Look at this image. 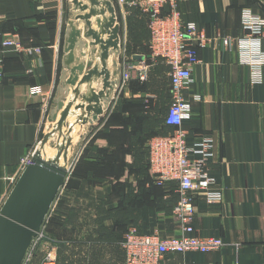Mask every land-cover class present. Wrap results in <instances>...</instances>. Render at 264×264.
<instances>
[{"label":"crops","instance_id":"crops-1","mask_svg":"<svg viewBox=\"0 0 264 264\" xmlns=\"http://www.w3.org/2000/svg\"><path fill=\"white\" fill-rule=\"evenodd\" d=\"M177 9L183 22H194L209 40L206 47H197L199 61L184 92L192 116L183 127L191 140L213 138L208 168L223 195L214 204L196 196L192 225L197 235L219 237L225 245L208 253L167 254L160 264H264V64L261 82H253L238 44L245 34L243 10L263 18L264 11L252 0H177ZM68 10V0H0V43L16 33L23 46L41 47L31 54L8 48L3 56L0 197L10 188L20 160L54 124L49 114L58 97ZM117 22V77L124 57L144 60L146 84H130L131 79L96 123L74 128L78 137L87 133L81 155L54 220L42 226L48 228L46 238L62 245L51 248V264H124L118 243L129 228L162 236L179 233L172 212L167 215L162 208L170 195L150 185L151 172L140 183L144 174L132 167L147 162L144 139L159 129L169 105L168 66L144 51L128 54L127 18L118 14ZM260 47L264 50V38ZM32 86H40L41 94L30 95ZM195 95L200 99L194 100ZM44 260L32 256L29 264Z\"/></svg>","mask_w":264,"mask_h":264},{"label":"built area","instance_id":"built-area-1","mask_svg":"<svg viewBox=\"0 0 264 264\" xmlns=\"http://www.w3.org/2000/svg\"><path fill=\"white\" fill-rule=\"evenodd\" d=\"M118 14L125 18L131 9H138L147 15L149 39L147 43L151 57L161 58L168 66L170 102L164 123L171 127L165 135L151 137L147 143L150 172L157 184L174 182L177 200L172 208V216L179 226V233L162 236L159 233H140L134 227L129 228L121 242L124 252V264H160L167 254H185L189 252L208 253L221 249L225 243L216 236H200L192 225L195 214L194 199L204 198L207 204L219 203L223 199L215 177L210 173L208 164L214 156V141L210 136H200L191 140L183 124L191 119L192 104L184 92L191 81L194 64L199 61L197 47L204 48L209 40L194 22H183L177 9V0H111ZM242 27L245 34L238 39L242 50V62L251 66L252 80L261 82L260 67L264 64V50L260 41L264 38V18L250 9L242 13ZM227 42V41H225ZM8 48L26 54L39 53L40 46H23L18 34L4 36L0 43V81L4 77L3 56ZM117 77L118 85L115 98L131 79L144 82L147 78L148 64L144 60L135 61L124 57ZM40 86L29 88L30 95L41 94ZM114 96V95H113ZM194 96V100H199ZM48 105L46 104L45 111ZM20 160L18 173L11 178V185L5 195L0 197V209L23 170L34 164V154L41 143ZM67 167H69L67 169ZM64 188L72 163L67 165ZM57 194V195H58ZM43 238L40 232L34 238L23 264H29L37 241ZM47 254L41 264H51Z\"/></svg>","mask_w":264,"mask_h":264},{"label":"water","instance_id":"water-1","mask_svg":"<svg viewBox=\"0 0 264 264\" xmlns=\"http://www.w3.org/2000/svg\"><path fill=\"white\" fill-rule=\"evenodd\" d=\"M252 1L264 11L260 0ZM68 5L58 97L49 114L65 143V154L72 147L71 136L63 129L69 133L96 123L112 102L120 54V25L111 0H68ZM49 137L44 135L41 148ZM40 154L38 147L34 164L23 170L0 209V264H23L65 183L68 164L61 167Z\"/></svg>","mask_w":264,"mask_h":264},{"label":"trees","instance_id":"trees-1","mask_svg":"<svg viewBox=\"0 0 264 264\" xmlns=\"http://www.w3.org/2000/svg\"><path fill=\"white\" fill-rule=\"evenodd\" d=\"M127 18V25H128V43H127V47H126V51L128 54L133 53V51H144L146 53V55H149V51H148V47H147V40L149 37V32L147 29V15L141 13L138 9H131L129 15L126 17ZM133 23V26H132ZM139 80H131L130 84H136L138 86L142 85L145 86V82H141ZM143 106V104H142ZM145 111V104H144V109ZM143 116V115H142ZM145 118V121H150L151 117L150 116H143ZM151 123H158L157 119H153ZM162 124H159V129L152 133L151 135H149L148 137H146L144 139V145H145V153L147 154V162L141 164L140 165H135L132 166L133 169L137 170V172L139 173H143V179H141L140 183H142L143 185L145 184V182L147 180H149V177L147 174H150V168H149V162H148V149L146 146L147 141L153 137V136H157V135H165L167 134L170 130L171 127L165 125L164 123V118L161 121ZM72 175V173H71ZM70 175V177H71ZM69 177L66 185H65V189L70 186V180L71 178ZM155 181V180H154ZM153 180H150L149 183L152 187H156L160 190L161 195H170V199L169 200H165L166 202L163 201V205L162 208L166 211V214L171 215L172 212V208L177 200V195L174 192V187H175V183L174 182H166L162 185H159L157 183H155ZM54 220L53 216L49 218L48 220V224L46 223L45 225H49V223H51ZM120 223V222H119ZM121 224V223H120ZM140 233H145L143 231H139ZM54 244L57 245V247L62 248V245L60 243L57 242H53ZM61 251V249L59 250V252ZM60 254V253H59ZM58 254V255H59ZM36 256V255H35ZM60 256V255H59Z\"/></svg>","mask_w":264,"mask_h":264},{"label":"rangeland","instance_id":"rangeland-1","mask_svg":"<svg viewBox=\"0 0 264 264\" xmlns=\"http://www.w3.org/2000/svg\"><path fill=\"white\" fill-rule=\"evenodd\" d=\"M69 133L66 129H63L64 134H69L71 136V149L69 148V151L67 150V154H65V143L62 141L61 138H59V134L57 133L56 129H54L53 125L48 129V131L45 133V135L50 134V137L48 138L47 142L43 145L41 148V144L39 145V149L41 150L40 156L47 160H56L57 164L61 167L65 166V163L68 164V166L72 163V168L70 169L67 177V181L72 173V170L74 168V165L78 159V157L81 155L80 148L82 144L84 143V139L86 138V134H83V136L78 137V133H75V129L71 130L69 129ZM44 137V136H43ZM42 137V138H43ZM73 141V142H72ZM45 149L46 152L43 150ZM44 151V152H43ZM69 167H67L68 169ZM67 183V182H66ZM66 185V184H65ZM65 189H62L61 193H59L55 200L53 201L49 212L45 218L44 222H47L50 217L53 216L57 206L60 204L59 200L60 197ZM59 202V203H58ZM44 224V223H43ZM43 226V225H42ZM41 233L43 234V238L37 241L36 246L34 247V251L32 252V256H45L47 254H51V248H56L57 245L53 242L60 243L57 240H52L46 238L48 236V228L47 227H41ZM121 241L118 243L120 249H121ZM50 249V251H48ZM122 250V249H121ZM52 256V255H50Z\"/></svg>","mask_w":264,"mask_h":264},{"label":"bare ground","instance_id":"bare-ground-1","mask_svg":"<svg viewBox=\"0 0 264 264\" xmlns=\"http://www.w3.org/2000/svg\"><path fill=\"white\" fill-rule=\"evenodd\" d=\"M43 150L46 152V150H45V149H43ZM44 151H43V152H44ZM41 156H42V154H41Z\"/></svg>","mask_w":264,"mask_h":264}]
</instances>
